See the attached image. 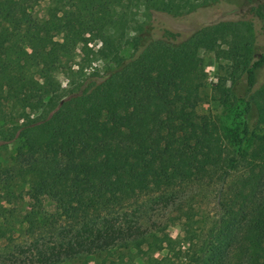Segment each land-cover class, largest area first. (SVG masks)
Returning <instances> with one entry per match:
<instances>
[{
	"label": "trees",
	"instance_id": "trees-1",
	"mask_svg": "<svg viewBox=\"0 0 264 264\" xmlns=\"http://www.w3.org/2000/svg\"><path fill=\"white\" fill-rule=\"evenodd\" d=\"M41 1L44 17L35 10ZM218 1L0 0V120H20L3 131L6 141L18 142V167L0 179V238L14 235V213L4 202L25 194L31 200L18 252L0 264L89 257L99 261L82 264H178L175 240L132 222L133 206L188 182L225 183L249 145L247 173L220 203L193 264H260L254 252L264 246V82L256 83L264 53L256 52L254 23L218 21L183 40L169 30L154 36L148 27L155 12L181 17ZM81 33L100 42L97 55L108 61L102 73L67 65ZM202 51L224 61L212 98L226 104L232 96L243 116L228 168L218 124L198 110L205 100ZM59 69L69 73L66 91L48 79ZM241 82L246 92L238 96ZM16 179L28 184L25 194L12 189ZM43 193L53 212L42 207Z\"/></svg>",
	"mask_w": 264,
	"mask_h": 264
},
{
	"label": "rangeland",
	"instance_id": "rangeland-1",
	"mask_svg": "<svg viewBox=\"0 0 264 264\" xmlns=\"http://www.w3.org/2000/svg\"><path fill=\"white\" fill-rule=\"evenodd\" d=\"M47 1H41L35 8L36 13L44 17ZM263 5L262 13L264 14V0H219L217 3L199 8L193 13L181 17H174L166 13L155 12L152 14L149 29L154 36H161L165 30L178 33V40L189 37L198 28L218 22V21H235L243 18L251 19L256 29V52L264 53V16L259 17L257 7ZM143 20V17L139 18ZM130 37L134 34L131 31ZM81 41L78 43L72 59L67 65L72 66L76 72L83 68L85 74L100 72L102 73L108 64L97 55L100 47L99 41H90L89 35L80 34ZM131 52L130 47H125L121 54L128 56ZM204 61L205 76L204 92L205 100L199 107V112L208 114L218 124L219 130L224 138L225 154L223 166L228 168L232 157L235 156L236 142L235 137L240 133L243 126V116L239 110V103L231 96L227 99L226 104L212 98L213 89L219 83L220 77L225 75L224 61L221 63L213 53H201ZM66 71V72H65ZM65 70H55L48 74V79L54 80L61 84V88L68 89L69 73ZM70 75L72 76L73 73ZM74 77V76H72ZM264 82V66L258 71L256 88H259ZM229 86V84H227ZM244 82L236 84L234 91L238 96H243L246 92ZM66 93L55 95L57 99ZM217 94V92H216ZM20 120L13 119L9 121L0 120V179L6 169L17 168L18 164L14 159L17 141H6L3 138V131H6ZM252 145H249L244 155L239 157V166L231 172L230 177L225 183L215 181L188 182L175 189L147 195L139 200L132 208L134 219L139 221L144 227L153 231L156 235H161L163 229L172 239L175 240L174 256L178 264H193L198 256L201 243L204 241L212 223L216 219L221 208L220 203L230 196L232 190L236 187L240 178L247 173L248 153ZM12 189L16 193L25 194L28 190V184L20 180H14ZM22 190V191H21ZM1 193V188H0ZM31 200L25 194L21 201L4 202V205L13 210L14 216L8 218V224L12 225V234L7 231L5 238H0V262L5 256L12 253L16 255L18 245L22 243L20 230L22 225L20 221L22 215L28 209ZM42 207L47 212L55 210L54 202L46 193L40 195ZM132 214V213H130ZM2 223V220H0ZM167 251H162L158 256L166 255ZM133 255V254H132ZM257 263L264 264V246L259 247L254 252ZM99 261L97 257L84 258L71 264H82L84 261Z\"/></svg>",
	"mask_w": 264,
	"mask_h": 264
}]
</instances>
